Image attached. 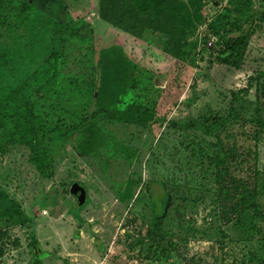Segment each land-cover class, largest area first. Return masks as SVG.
Returning <instances> with one entry per match:
<instances>
[{"label":"rangeland","instance_id":"rangeland-1","mask_svg":"<svg viewBox=\"0 0 264 264\" xmlns=\"http://www.w3.org/2000/svg\"><path fill=\"white\" fill-rule=\"evenodd\" d=\"M164 1L141 14L128 0H16L27 22L1 45L16 54L0 63V107L23 94L46 156L40 174L29 147H0V191L29 218L0 231V264H264V217L237 204L246 192L264 210V0ZM219 19L223 42L208 47ZM138 108L155 121L92 116ZM184 120L224 124L171 125ZM163 194L159 244L146 233Z\"/></svg>","mask_w":264,"mask_h":264},{"label":"trees","instance_id":"trees-1","mask_svg":"<svg viewBox=\"0 0 264 264\" xmlns=\"http://www.w3.org/2000/svg\"><path fill=\"white\" fill-rule=\"evenodd\" d=\"M129 3H137V6L141 14H146L148 12H157L162 8L164 0H128ZM27 17L23 15V10L18 5L16 0H0V63L3 66L7 60L14 59L15 51L12 48L3 49L1 45L3 41H7L11 38L12 35H16L22 28L25 27L27 22ZM216 28L213 29L211 36H216L218 38V43L215 46H219L222 42V36L220 32H223L225 23L222 19H219L217 22H214ZM233 26V25H231ZM235 30H240L238 25H234ZM227 31H231L230 28ZM42 45V44H41ZM244 45V38L240 37L234 41L227 40L225 41V47L223 51L214 59L216 64L220 65H229L230 60L234 57V51L239 49ZM214 46V47H215ZM14 53V54H12ZM41 65H45L47 58H45ZM253 78H249L248 85L250 86L253 82ZM242 91L246 92V89ZM264 98V95H263ZM10 102V107L7 111H4V108L0 107V147L5 145L12 144H22L32 152H34V139L35 135L38 133V128H41L42 125L35 116H32L30 113L25 115L27 111L28 101L24 99L23 94L19 90H14L11 95L8 97ZM188 103V102H187ZM191 103V102H190ZM107 121H113L120 124H136L138 126L144 127L146 124L154 122V114L147 108H138L132 112H129L127 115L124 114H110L106 111H96L92 116L98 117L99 115ZM224 124V121H215L210 125H205L197 120L189 121H180L178 123H171L173 127L181 126L187 129L199 130L205 135H211L216 131L220 126ZM77 130V127L74 131ZM35 151L31 158L32 165L40 173H44L42 168V160L45 158L46 153L41 151ZM40 154V155H38ZM38 155V156H37ZM215 165V181L218 187V194L220 195L222 191L225 190V187L221 185V182L224 181V176L220 171L221 161L217 156L211 158ZM168 196L163 194V196L158 199H152L154 209L153 213L155 217L152 220L149 230L146 233L147 239L150 242L160 241V239L165 236V232L161 227V218L165 220L168 215L165 211V203L168 201ZM238 203L240 207V212L243 210H251L253 213L259 217H264V210L256 202L255 196L249 193H242L238 197ZM158 206V208H157ZM237 210V207H235ZM239 210V209H238ZM160 215L161 217H159ZM29 222V218L22 212V210L14 205L11 199L2 191H0V231H6L9 227L13 225L23 226ZM161 244V241L159 242Z\"/></svg>","mask_w":264,"mask_h":264},{"label":"water","instance_id":"water-1","mask_svg":"<svg viewBox=\"0 0 264 264\" xmlns=\"http://www.w3.org/2000/svg\"><path fill=\"white\" fill-rule=\"evenodd\" d=\"M71 189H72V194L76 199V205L82 206L86 201L85 190L77 184H74Z\"/></svg>","mask_w":264,"mask_h":264},{"label":"built area","instance_id":"built-area-1","mask_svg":"<svg viewBox=\"0 0 264 264\" xmlns=\"http://www.w3.org/2000/svg\"><path fill=\"white\" fill-rule=\"evenodd\" d=\"M218 43V38L216 36H211L207 42L208 47L215 46Z\"/></svg>","mask_w":264,"mask_h":264}]
</instances>
